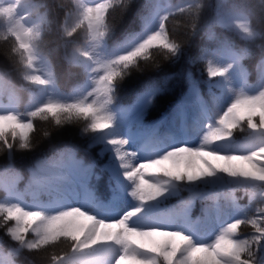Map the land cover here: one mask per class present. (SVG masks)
<instances>
[{"label":"snow or ice","instance_id":"1","mask_svg":"<svg viewBox=\"0 0 264 264\" xmlns=\"http://www.w3.org/2000/svg\"><path fill=\"white\" fill-rule=\"evenodd\" d=\"M134 6L133 0L90 5L83 0H0V20L6 25L0 31V98L8 100L0 103V154L7 157V166L0 169L5 193L0 200V264H264V0L150 3L140 16L143 30L109 50L107 41L119 18ZM178 16L186 20L183 40L170 38L167 27ZM217 25L239 34L244 47L225 34L215 35ZM204 27L212 43L189 62L206 66L210 92L222 90L219 97L213 95L216 110L210 114L192 81L188 95L201 107L199 143L170 145L171 136L159 139L155 128L147 129L144 135L154 140L156 150L141 159L129 139L117 135L118 114L121 121L128 113L142 114L161 88L151 83L125 109L117 105L119 86L134 73L158 71L162 61H179L188 38ZM81 32L83 42L77 43ZM46 45L49 54L64 50L68 75L82 70L86 76L68 95L59 90L58 70L45 55ZM250 74L259 79L255 87L248 83ZM17 78L34 86L27 89L32 104L23 111L16 104ZM183 115L178 108L176 118ZM66 125L78 127L89 148L98 142L111 152L114 195L126 193L134 207L120 214L39 200L59 195L77 177L93 175L92 165L80 160L72 146L55 142ZM237 130L244 134L239 145L233 135ZM42 141L49 152L37 157L22 177L14 161L40 152ZM21 180L27 182L25 191L18 187ZM217 185L230 186L225 201L201 191ZM181 190L212 203L186 227L165 226L173 214L158 219L154 213L163 199ZM235 190L247 197V207L236 202ZM25 192L33 195L29 205L23 202ZM190 206L186 201L180 214L186 220ZM196 224L204 230L195 232Z\"/></svg>","mask_w":264,"mask_h":264},{"label":"trees","instance_id":"2","mask_svg":"<svg viewBox=\"0 0 264 264\" xmlns=\"http://www.w3.org/2000/svg\"><path fill=\"white\" fill-rule=\"evenodd\" d=\"M88 0H83L85 4ZM94 3L97 0H92ZM65 4H72L74 0H62ZM135 6L130 9L124 17L119 18L116 30L109 37L107 44L108 49H112V44L124 42V40L133 33H138L143 30V25L140 21V16L145 14L146 6L150 3H160L162 5H174L180 0H133ZM210 4L216 3V0H208ZM232 2V0H229ZM60 22H63V14L59 16ZM171 20V18H170ZM186 20L178 16L174 22H170L167 27L169 29L170 38L183 40ZM6 27L5 23L0 20V31ZM215 35L225 34L226 38L237 47H244L245 41L239 34L231 32L217 25L214 29ZM189 42L185 48V54L175 63L162 61L161 68L158 71H146L143 73H134L126 78L119 86L117 94V105L119 108H129L135 104L137 98L141 96L147 89L148 85L153 82L161 88V91L155 96L153 104L146 108L142 114L132 112V116L123 128V132L117 134L129 139V146L134 144V140L143 134L147 129L155 128L157 137L165 139L171 136L173 139L169 144L178 146L179 144L188 143L190 146H195L199 143L202 132L196 130V121L199 119L201 107L199 101L189 97L190 83H197L200 96L206 102L210 114L215 112L216 103L213 100V95L219 97L222 93L221 89H212L209 91V86L206 83L208 80L206 66L202 62L190 63L189 60L194 55H198L199 50L205 45H211L212 41L207 35L206 27L202 28L200 34L188 38ZM83 42V33H79L77 43ZM4 43L0 42V59H3L2 49ZM155 51V50H153ZM45 55L52 62L53 67L58 70L57 84L59 90L65 95L70 94L73 89L85 83L86 76L82 70L76 71L74 75H68L64 71V50L60 49L55 54H49L47 45ZM75 67V66H74ZM170 77V79H167ZM219 79V78H217ZM17 107L23 111L32 104V93L28 88L34 86L27 85L22 78H17ZM249 85L255 87L259 84V79L253 74L248 77ZM0 103H8L7 98H0ZM182 108L184 115L176 118L177 109ZM119 116V114H118ZM37 124L47 126V122L36 121ZM35 135V133H33ZM236 137V144L239 145L244 134L237 131L233 133ZM57 143H67L76 150L77 157L86 165H92L93 175L87 179L77 177L73 182L66 187L59 195L50 197L46 195L39 196V200L44 203H55L57 200H62L65 206L70 205V198L76 197L80 200L78 204L89 205L91 207H103L113 203L114 200H124L128 203L127 209L134 207V203L125 193L122 197L117 198L114 191L117 187L116 177L111 171L110 165L115 166V160L110 151L105 150L103 143H94L91 148L88 147L90 141L87 137L81 136L79 128L75 125H66L64 130L56 134ZM41 151L35 154H26L23 159L14 161L13 166L21 174L25 176L28 168L35 162L37 157L44 158V155L49 152L50 146L46 141H42L40 145ZM143 159L147 158L153 151L156 150V145L152 138L144 135L142 142L139 144ZM7 166V157L0 154V169ZM145 178L151 180L149 172H145ZM26 180H21L18 187L21 191H25ZM201 191L212 193L219 196L221 201L229 197L231 188L228 185H217L215 187H202ZM235 195L236 202L242 207L248 206V199L242 195L240 190L231 192ZM5 198V193L0 190V200ZM186 201H191L188 219L180 216L183 210V204ZM23 202L29 205L33 202L31 192H25ZM212 203L211 200L193 197L188 190H181L174 195H170L159 203V210L154 215L159 219L167 217L170 214L172 219L165 226L168 227H186L189 222L197 221L201 217L202 211ZM177 214V215H174ZM175 216L179 217L177 225L172 226V221ZM243 229V226H242ZM193 230L200 233L204 230V226L200 224L193 225ZM3 235V229H0V236Z\"/></svg>","mask_w":264,"mask_h":264},{"label":"rangeland","instance_id":"3","mask_svg":"<svg viewBox=\"0 0 264 264\" xmlns=\"http://www.w3.org/2000/svg\"><path fill=\"white\" fill-rule=\"evenodd\" d=\"M92 3H94L92 0H88V4L89 5L92 4ZM122 43H123V41L112 44V49L117 47V46H119ZM130 115H131V113H128L126 115V117L123 119V121H121L120 117L118 116L117 134H120L122 132L123 126H124L126 120L130 117ZM143 138H144L143 134L139 135L136 138L134 144L132 146H129L130 149L133 150V151H139L141 153L140 148H139V144L142 142ZM140 158L142 159V154H141ZM78 202H79L78 198L72 197V198H70L69 204L72 205V206L78 205V206H82V207H90L88 205L85 206V205H82V204H78ZM127 206H128V203L124 202V200H114L113 203H111L110 205L105 206V207L103 206V208H97V210H99V211H103V210H109V211L118 210L120 212V214H123V212H124V210L126 209ZM178 222H179V217L177 216V218H174V220L172 221V224L176 225Z\"/></svg>","mask_w":264,"mask_h":264}]
</instances>
